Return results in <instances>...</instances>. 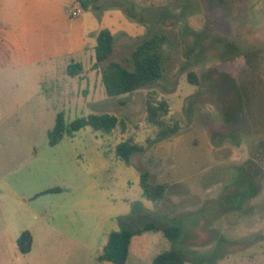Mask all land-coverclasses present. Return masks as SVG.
I'll use <instances>...</instances> for the list:
<instances>
[{"label": "rangeland", "instance_id": "rangeland-1", "mask_svg": "<svg viewBox=\"0 0 264 264\" xmlns=\"http://www.w3.org/2000/svg\"><path fill=\"white\" fill-rule=\"evenodd\" d=\"M90 1L81 7L88 52L73 81L61 67L23 72L17 83L34 96L7 106L0 88V230L29 227L33 237L21 255L2 233L0 264H58L69 249L56 244L73 238H93L94 264H112L101 250L109 233L147 223L175 225L180 237L154 243L157 235L135 236L131 256L141 264L164 250L182 253L183 264H264V0H124L133 16L115 0ZM100 30L114 38L106 63L128 69L136 45L164 36L163 81L153 90L168 102L166 121L178 123L177 135L156 138L145 121L147 90L105 94L93 67ZM189 72L202 86L188 83ZM57 86L74 95L77 87L78 111L67 114ZM7 107L21 109L9 114ZM57 112L66 125L110 114L123 127L106 134L87 126L49 146ZM123 139L144 152L121 161L115 146ZM143 172L167 187L162 200L143 197Z\"/></svg>", "mask_w": 264, "mask_h": 264}, {"label": "trees", "instance_id": "trees-1", "mask_svg": "<svg viewBox=\"0 0 264 264\" xmlns=\"http://www.w3.org/2000/svg\"><path fill=\"white\" fill-rule=\"evenodd\" d=\"M77 1L83 8L88 7L91 2L90 0L88 2ZM115 1H117V6H121L130 16L134 15L131 6L126 1ZM115 1H112V5L116 4ZM110 3L108 2L107 5H111ZM164 44V36L157 33L142 40L132 51V69H128L115 61L106 63L112 54L114 45V38L108 30H100L97 33L94 47L95 62L93 67L99 70L101 83L108 97H118L139 90H147L144 99L145 121L154 128L155 136L158 139H167L180 132L178 123L166 121V117L170 113L168 102L157 91L153 90L163 81L162 46ZM82 69L81 64H70L67 67V75L70 77L77 76ZM187 81L195 87L202 86L192 72L187 74ZM87 126L110 134L117 127L122 128L123 122L110 114H90L86 117L77 118L66 125L64 115L58 113L53 129L48 132V144L54 146L64 135L70 137ZM144 150V146L138 145L130 139H123L115 146V155L121 161L129 162L135 154L142 153ZM139 185L143 197L151 202L162 200L167 189L164 185L151 184L147 172L140 174ZM148 231L158 232L169 241H176L180 237V229L177 226H163L155 223H147L142 228L134 230L113 232L108 236L103 248L107 260L112 264H125L132 239ZM16 246L20 254L29 253L32 247L31 234L28 231L22 232L16 240ZM152 264H183L182 253L170 250L162 252L152 260Z\"/></svg>", "mask_w": 264, "mask_h": 264}, {"label": "crops", "instance_id": "crops-1", "mask_svg": "<svg viewBox=\"0 0 264 264\" xmlns=\"http://www.w3.org/2000/svg\"><path fill=\"white\" fill-rule=\"evenodd\" d=\"M76 7L81 9L77 0H0V88L5 99L3 102L5 106L11 103H30L34 96V92H27L28 88L25 83H17L20 82L17 81V77H23L21 73L41 72L45 67H50L49 69L61 67L67 73V67L70 64L78 63L83 66L84 56L88 49L85 44L82 9L79 15L71 16V10ZM75 77L77 76H69L68 79L73 81ZM21 89L23 91L20 92ZM75 89L76 94L74 95L73 90L64 93L58 86L56 87V90H59L56 95L67 100L65 101L68 105L65 109L67 114L78 111V90L77 87ZM38 93L43 94L41 90ZM44 95L46 98L47 93ZM6 109L9 114H17L21 108L14 110L12 107H7ZM42 217L45 220L49 218L46 214ZM116 221L119 224L122 223L121 219ZM6 224V230H0V235L8 232L12 237L13 247L17 248V238L24 231L30 233L29 227L15 226L13 228L8 223ZM49 224L51 225V223ZM121 230L126 229L121 228ZM59 232L62 234L61 238L64 239L63 232ZM113 232L118 231H112L109 235ZM147 233L150 234V237L157 235L158 238L154 239V243L164 238L158 232L148 231ZM56 245L69 249V252L65 254H58V264H88L90 262L94 264L95 262V252H90L97 248V243L93 241V238L91 242L88 240L79 242L74 238L73 240H62ZM131 249L132 241L125 264H141L137 256H131ZM165 251L167 250L161 251V253ZM49 255L50 253L42 259L44 263L50 260ZM157 255L148 258L150 264ZM19 263H23V260Z\"/></svg>", "mask_w": 264, "mask_h": 264}, {"label": "built area", "instance_id": "built-area-1", "mask_svg": "<svg viewBox=\"0 0 264 264\" xmlns=\"http://www.w3.org/2000/svg\"><path fill=\"white\" fill-rule=\"evenodd\" d=\"M81 13L80 7H76L73 10H71V16H77Z\"/></svg>", "mask_w": 264, "mask_h": 264}]
</instances>
